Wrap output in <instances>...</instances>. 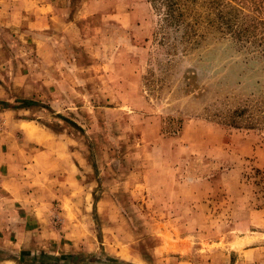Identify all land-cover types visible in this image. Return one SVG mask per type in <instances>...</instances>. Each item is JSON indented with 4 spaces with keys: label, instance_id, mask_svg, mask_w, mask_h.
<instances>
[{
    "label": "rangeland",
    "instance_id": "rangeland-1",
    "mask_svg": "<svg viewBox=\"0 0 264 264\" xmlns=\"http://www.w3.org/2000/svg\"><path fill=\"white\" fill-rule=\"evenodd\" d=\"M0 148L57 151L23 264H264V0H0Z\"/></svg>",
    "mask_w": 264,
    "mask_h": 264
},
{
    "label": "crops",
    "instance_id": "crops-1",
    "mask_svg": "<svg viewBox=\"0 0 264 264\" xmlns=\"http://www.w3.org/2000/svg\"><path fill=\"white\" fill-rule=\"evenodd\" d=\"M15 124L28 138L30 134L21 128L22 121ZM52 153L57 157L55 148H0V264H23L22 257L27 253L34 254L47 247L40 235L45 227L38 224L35 211L42 209L41 202L52 199V191H46L51 175L47 173L49 177L42 183L46 175L38 171L39 167L55 163ZM29 169L36 172L25 177Z\"/></svg>",
    "mask_w": 264,
    "mask_h": 264
},
{
    "label": "trees",
    "instance_id": "trees-1",
    "mask_svg": "<svg viewBox=\"0 0 264 264\" xmlns=\"http://www.w3.org/2000/svg\"><path fill=\"white\" fill-rule=\"evenodd\" d=\"M168 14L171 15V18L174 17L173 9L169 8L168 9ZM24 101V100H22ZM227 123L231 125H237L240 123H245L243 125H255L257 123V119L253 118L250 114H246V109L245 108H237L234 111H232L228 116H227Z\"/></svg>",
    "mask_w": 264,
    "mask_h": 264
}]
</instances>
